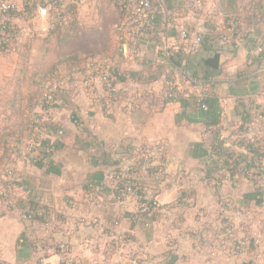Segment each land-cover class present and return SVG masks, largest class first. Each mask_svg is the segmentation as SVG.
Wrapping results in <instances>:
<instances>
[{
    "label": "crops",
    "instance_id": "crops-1",
    "mask_svg": "<svg viewBox=\"0 0 264 264\" xmlns=\"http://www.w3.org/2000/svg\"><path fill=\"white\" fill-rule=\"evenodd\" d=\"M18 1L23 4V0ZM251 1L208 0V12L215 15L218 27L223 23L222 17L240 12ZM44 2L46 0H39L38 4ZM61 2L72 4L77 1ZM182 4L183 2H172L171 6L176 9L171 23L160 20L146 34H142V30L138 34L133 28L119 30V13L109 0H81L77 2V13L74 15L75 28L69 38L60 43L56 36L51 40L47 39L52 27L51 21L47 23L44 20L41 24L38 22L39 25L35 27L30 20L21 22V16L14 19V24L20 31L15 51L0 53V136L8 131V127H18L25 119L30 99L34 95L35 81L39 82L59 58L78 53L89 55L87 47L74 46L84 41L88 33H94L98 41L103 38L112 39V44H95V47L89 48L95 50L93 55L103 57L114 55L121 36L125 34L131 54L116 58L121 70L148 73L158 67L156 70L159 73L155 82L139 83L127 79L118 84L119 100L108 110L99 101L104 93L102 84H97V91H88L87 96L78 95L75 103L81 117L80 126L73 123L70 112L59 104L53 121L59 132L54 133L52 138L61 139V145L52 156V166L48 170H42L23 161L17 162L16 170L21 186L17 199H24L28 190L42 199L44 206L50 210L49 218L53 221L58 217L59 220L53 223L63 230L53 236L69 247L68 258L59 253L53 254L45 259L47 264H206L204 250L208 244L204 234L210 235L211 230L212 235H219L217 240L224 245L223 254L229 264H249L250 260H254L255 264H264V251L256 250L253 255L242 251L248 237L247 229L244 230L248 216L257 211V216L264 218V195L257 197L253 185L244 180L239 188L229 184L224 186L221 198L213 186L214 179H209L214 173L207 170L211 137L202 124L190 122L198 112L183 111L177 103L163 105L166 78L171 71L163 57L169 51H177L174 46L176 28L187 26L197 34H203L207 30L205 19L196 22L185 18V6L183 8ZM36 6L37 10L44 5ZM19 12L25 16V12ZM108 15L114 16L115 23L108 28L109 33L105 34L104 20ZM262 24L264 19L250 29L253 33L250 37L252 43H240L237 47L228 49L221 57V75L218 77L224 111L221 128L230 143L239 133L242 123L239 111L243 110L242 104L249 106L254 103L264 110V61L253 67L248 66L254 42L264 43V31L259 28ZM55 50L56 56L46 64ZM205 56L202 53L200 57ZM78 78L83 81L82 76ZM184 87L190 88V92L198 91L188 84ZM83 88L82 82L81 89L86 91ZM40 111L39 107L35 109V112ZM147 146L157 147L158 151L152 154L155 157L154 166L160 165L163 168L164 177L157 181L158 177L155 175L145 171L141 174V180L146 182L148 189L157 193L162 204L158 219L145 226L137 216V202L132 193L123 200L114 201L113 197H106L95 203L89 199L84 187L88 184L110 183L114 164L125 158V152L131 148ZM119 166L127 168L122 163ZM161 182L167 188L163 193L156 190ZM199 198L204 202V216L196 212ZM227 199L236 202L252 200L249 206L247 203H239V209L229 206L224 210L221 203ZM218 213L221 214L220 221L210 219L201 223L203 218ZM225 217L232 222L229 230L222 228L220 224ZM31 225L18 212H0L2 264H37L39 255L36 250L28 243L20 242L21 235H30L36 229ZM109 234L127 235L130 239L119 251L112 253L107 251ZM158 235L165 236L168 241L161 240L158 243ZM94 236L104 240L102 243L105 250L103 252L101 243L96 242L99 253L91 256L87 250L89 245L94 244ZM157 248L158 251L153 250ZM235 255L238 257L235 258Z\"/></svg>",
    "mask_w": 264,
    "mask_h": 264
},
{
    "label": "trees",
    "instance_id": "trees-1",
    "mask_svg": "<svg viewBox=\"0 0 264 264\" xmlns=\"http://www.w3.org/2000/svg\"><path fill=\"white\" fill-rule=\"evenodd\" d=\"M38 1L23 0L24 11L31 13L36 10V5L48 7L53 15V22L47 39L51 40L56 36L59 43L64 42L75 28L74 15L77 13V2L81 0H75L77 2L72 4H65L61 0H46L42 4H38ZM96 1L104 2L106 0ZM109 1L115 5L119 13L121 20L119 30L124 31L127 27L129 29L133 28L138 34H140L139 31L141 30L142 34H146L147 31L155 28L160 20L168 24L175 15L176 7L171 6L172 2L174 4L183 2L182 0H164V9L159 7L154 14L148 11L149 17L140 20L133 10L127 11L122 6L115 4L114 0ZM184 6L183 2L182 7L184 8ZM20 16L21 13L18 11H14L8 16L9 20L6 26L9 28V32L13 33L17 29L14 19ZM222 19L223 23L218 27L212 21L206 20L205 26L207 30L203 34H197L194 31L202 38V42L195 52L186 54L184 51H169L166 57H163L164 63L171 69L166 78V83L169 85L163 93V105L177 103L183 111L195 110L198 112L193 120L190 119V122L202 124L207 134L211 137L207 170L214 173L209 179H214L215 185L213 186L221 198L227 184L234 188H239L244 180L253 185L256 190L255 194L260 197L264 195V110L261 106H257L254 103H250L249 106L242 104L243 110L239 111L242 118L239 133L237 138L230 143L229 138L223 135L221 128L224 111L219 92L221 82L218 77L221 75L222 55L228 49L237 47L240 43H252L250 42V37L253 36V33L250 32V29L264 19V0H252L240 12L224 16ZM233 26L235 27L233 28ZM1 28L2 26H0ZM62 36L64 37L62 38ZM176 36L177 34L174 37ZM128 43L126 42L125 34L122 35L119 47L114 55L110 57L106 56L96 59V56H83L79 53L63 56L41 77L39 82L35 81L34 95L30 99L29 109L26 116L24 115L25 119L18 127H8V131L0 136V169L9 164L16 165V162L12 160L15 148L10 143L11 138L14 139L13 142L15 143H21L24 140L32 142L37 161L30 162L28 165L42 170H48L52 166V156L61 145V139L53 140L52 137L54 133L56 134L59 131L52 120L40 122V119L36 117L35 109L39 107L42 112L50 111L52 108L50 97L54 102L60 103L66 108L71 114L73 123L80 126L81 117L77 105L72 101L71 91L62 87L61 83L67 79H74L76 76H87L88 66L91 64L110 60L114 65L117 86L127 79L139 83L157 81L159 73L156 69L158 67L155 68L156 71L148 73L121 70L116 58L126 56L122 50ZM259 45L264 48V43L255 41L253 50ZM202 53H205L206 56L200 57ZM263 61L264 52L249 67L261 64ZM87 77L89 78V76ZM183 83L196 88L198 91L195 93L190 92V88H185ZM103 89L104 93L100 96L99 101L104 109L108 110L106 108L107 102L110 100L113 106L119 100L120 91H109L106 83H104ZM173 92L177 93L176 98L170 97ZM138 101L139 99L134 102V106H136ZM85 145L87 146V144ZM136 150L137 148L127 150L124 154L125 158L114 164L115 169L112 171L110 183L88 184L84 187V191L89 195V199L95 203L102 201L106 197H113L114 201L123 200L132 193L137 202V216L143 225L148 226L159 217L162 207L149 198L148 187L145 184L146 182L141 180V174L145 171L157 176V181H160L164 177V170L160 165L154 166L155 157L151 153L138 154ZM121 163L127 165V168H120L119 165ZM156 195L157 193H154V196ZM16 200V205L11 207L8 214L18 212L24 220L32 224V228L36 227L32 234L21 235V243H28L34 250L39 247L47 248L50 244L62 245L54 237L62 232V229L53 223L58 221L59 218L56 217L53 221L49 218L50 210L47 206H44L42 199L40 200L37 195H34L32 190H28L24 199L19 197ZM251 200L244 199L236 202L227 199L222 200L221 206L224 210L229 206L232 209H239V205H243V203H247L249 206ZM256 203L259 204V201H256ZM144 205L149 209L147 212H143ZM258 206L261 207V205ZM252 213L254 214V219H257V211ZM258 223L259 226L255 228L258 229L256 231L252 227L244 225L247 229L248 237H246V243H244L246 246L242 250L249 254L252 253L251 255L257 252L256 250H261L260 246L264 244V218L262 216ZM220 224L222 228L229 230L232 222L225 217L221 219ZM212 232L211 230L209 234L213 242L217 241L219 235L216 234L214 236ZM129 239L127 235L109 234L107 251L112 253L119 251L121 246ZM205 242L207 241L205 240ZM66 250L69 253L68 244H66ZM249 264H255V261L250 260Z\"/></svg>",
    "mask_w": 264,
    "mask_h": 264
},
{
    "label": "built area",
    "instance_id": "built-area-1",
    "mask_svg": "<svg viewBox=\"0 0 264 264\" xmlns=\"http://www.w3.org/2000/svg\"><path fill=\"white\" fill-rule=\"evenodd\" d=\"M86 2H93L96 0H84ZM185 4L184 13L185 18L192 21H198L201 19L216 22L215 15H210L208 12V0H182ZM115 4H118L125 8L127 11L133 10L134 14L139 16L140 20L143 18H147L148 11L149 13L154 14L157 12L159 7L164 9V0H114ZM154 7V9H153ZM14 11H18V5L16 0H0V53L6 54L15 51V43L18 37H20V31L15 30L13 33L9 32V28H7L6 24L9 20L8 16ZM36 15L39 18H47L49 16V8L48 7H39L37 9ZM153 18V17H151ZM137 20H139L137 18ZM235 26H233L234 28ZM177 36L174 38V46L177 51H184L186 54H191L195 52L202 42V38L194 33V29L189 28L187 26L177 27ZM123 53L125 55L131 54L128 45H125L123 48ZM264 52V48L259 45L252 51L251 58L248 61V66L253 64V61L262 56ZM133 55L136 54L133 52ZM88 73L86 78L83 81V85L87 90L91 87V83L94 78H99V84L104 85L106 83L109 91H116V79H115V69L114 65L110 62V60H104L101 63H95L88 66ZM96 80H94V83ZM82 84V83H81ZM61 86L66 88L67 90L73 89L75 87L74 79H67L61 83ZM173 88V87H171ZM171 90V89H170ZM170 97L176 98L177 93L173 92L170 94ZM49 100L52 102V107L56 104L52 98L49 97ZM112 107V102L109 100L107 102L106 108L109 109ZM40 119V122H47L50 117L43 118L40 116V112H36ZM46 114L47 112H42ZM53 121V120H52ZM38 122V121H36ZM59 136H62V132L59 133ZM136 152L138 154H144V150L137 149ZM14 162L23 161L27 164L30 162L37 161V155L33 150V144L31 141L24 140L21 143H17L15 146L14 156L12 158ZM20 180L17 176V170L15 164H9L4 167V170L0 174V212L8 213L12 206L16 205L17 202V193L20 190ZM131 191V190H129ZM145 211V208L143 209ZM44 249V250H43ZM66 249L65 245H50L47 248L39 247L36 250V253L39 255V259L37 264H44L45 259L48 258L49 255L63 252ZM44 253V254H41Z\"/></svg>",
    "mask_w": 264,
    "mask_h": 264
},
{
    "label": "rangeland",
    "instance_id": "rangeland-1",
    "mask_svg": "<svg viewBox=\"0 0 264 264\" xmlns=\"http://www.w3.org/2000/svg\"><path fill=\"white\" fill-rule=\"evenodd\" d=\"M16 2H17V5H18V10H22L23 12H25L23 9H24V7H23V4L22 3H20L18 0H16ZM36 13H37V10H34V11H32L31 13H28V12H25V16H22L21 15V18H20V20H21V22H26L27 20L29 21H31V22H33L34 23V25H35V27H37L38 25H39V23L41 24V22H43L44 20L45 21H47V23H49V21H51V22H53L52 21V18H53V15L50 13V11H49V16L47 17V18H39L37 15H36ZM23 19V20H22ZM39 22V23H38ZM104 22H105V30H104V32H106L105 34H108L109 33V30H108V28H110V27H112V25H113V23H115V18H114V16H112V15H108V16H106L105 17V20H104ZM35 27L33 28V30L35 31ZM260 30H263L264 31V24H262V25H260ZM18 29V28H17ZM19 30V29H18ZM88 35V37L84 40V41H82V42H78L77 43V45H74L75 47H77V48H86L87 50V52H88V56H90V57H92V56H95V55H93V53L95 52V50H93V49H89V48H93V47H95L94 45L96 44H98L99 46L100 45H103V46H106V45H108V44H112V39L111 38H103V40L102 39H99L100 41H98V37L97 36H95V34L94 33H88L87 34ZM96 35H98V34H96ZM109 36V35H108ZM80 44V45H79ZM90 46H92V47H90ZM98 46V48H101V47H99ZM56 53H57V51L55 50L53 53H51L50 54V57L48 58V60L46 61V64L48 63V62H50L55 56H56ZM103 58V55L101 56V55H97L96 56V59H99V58ZM45 70V69H44ZM43 70V71H44ZM83 78V81L86 79V78H88L87 76H83L82 77ZM94 80H96V83H94ZM94 80L91 82L90 81V83H91V87H89V89L87 90V88H83V89H85L86 91H84V90H82L81 89V87H82V80H80L79 78H78V76H76L75 78H74V83H75V87H73V89H71L70 91H71V96H72V101H73V103L74 104H76L75 103V101L77 100L76 98H78V95H79V97L80 96H83V95H88V91H90V93L91 92H94V91H97V88H98V85L97 84H99V78L98 77H96V78H94ZM101 85V84H100ZM169 84L168 83H166V87L168 86ZM117 90H119L120 91V89H119V87L117 86ZM166 90V89H165ZM60 103H56L55 105H54V107H52L51 109H50V111H48L46 114H43L42 113V111H40V116H42L43 118H46V117H50V118H48V119H52L53 121H54V119H55V117H56V111H57V108H56V106H58ZM66 109V108H65ZM9 124H10V122H9ZM12 124V123H11ZM14 141V139H10V143H11V145L15 148V146H16V144L17 143H15V142H13ZM138 149H140V150H144L145 151V153L146 152H148V153H151V154H153V152H157L158 150H157V147H152V146H147V148H138ZM4 170V168L2 167L1 169H0V174L2 173V171ZM168 184V183H167ZM171 184V183H170ZM165 189H167L166 187L164 188V186H163V183L161 182V184H160V186L159 187H157L156 188V190L158 191H162V193H163V191L165 190ZM148 193H149V198L150 199H153L156 203H157V205L158 206H162V204H161V202H160V200L158 199V196L156 195V196H154V192L152 191V190H150V189H148ZM172 199V197L171 198H169V199H167V201L166 202H169L170 200ZM199 200H200V198H199ZM144 208H145V211L147 212L149 209H147L146 207H145V205L143 206ZM204 202L203 201H199V203H198V207H197V213L200 215V216H204V214H206V211H205V209H204ZM210 208H212V209H214V207L213 206H211ZM196 212H195V214H196ZM260 212V211H259ZM226 215H228V216H230V213L229 212H226L225 213ZM194 216L192 215V218H193ZM190 218V217H189ZM220 218H221V214L219 215V213L218 214H215L214 216H212V217H205V218H203L202 219V221H201V223L204 221V222H207L208 220H210V219H214V221L215 222H217V221H220ZM261 219V216H257V219H254V216L253 215H249L248 216V218H247V221L245 222V224L244 225H247V226H249V227H252L253 228V230L254 231H256V230H258V229H255V228H257L258 226H259V223H258V221ZM215 224V223H214ZM213 224V225H214ZM208 225H210V224H208ZM211 227V226H210ZM210 227H208V228H210ZM157 228H160V226H158ZM202 228H203V225H202ZM244 230H246V227L244 226ZM62 232H63V230H62ZM204 238L206 239V241L207 242H210V243H208V245L206 246V249L204 250V254L206 255L205 257H206V264L208 263V264H229V262H228V260L226 259V257H225V254H223V249H222V247L224 246L223 244H222V242H220V241H214L213 242V240H212V238H211V236L210 235H208V233H206V234H204ZM157 242L159 243V241H161V240H163V242L164 241H168V239L167 238H165V236H161V235H158L157 236ZM260 240V239H259ZM96 242H100L101 243V245H102V249H103V252H104V250H105V246H104V244L102 243V242H104V240H101V238L99 239V238H97V236H96V238H95V236L93 237V245H89V247H88V253L92 256L93 254H95L96 252H98L99 253V248H97V245H96ZM62 245H65V247H66V244H64V243H61ZM161 244V243H160ZM50 245H53V244H50ZM160 245L158 244V247H159ZM38 249V248H37ZM36 249V250H37ZM44 250V249H43ZM154 251H158L159 249L157 248V249H153ZM261 250L262 251H264V244L262 245V247H261ZM243 251V250H242ZM41 254H44V253H41ZM55 254H57V253H55ZM59 254L61 255V256H63L64 258H68L69 257V253H67V250L65 249L63 252H60L59 251ZM67 254V255H66ZM53 255V254H52ZM49 256H51V255H49ZM48 256V257H49ZM235 258L236 257H238L237 255H235L234 256ZM0 264H2L1 262H0ZM44 264H47L46 262L44 263ZM50 264H52V263H50Z\"/></svg>",
    "mask_w": 264,
    "mask_h": 264
}]
</instances>
